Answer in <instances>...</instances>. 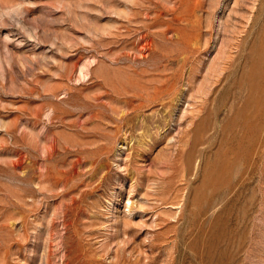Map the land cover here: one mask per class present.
Instances as JSON below:
<instances>
[{
	"label": "rangeland",
	"instance_id": "rangeland-1",
	"mask_svg": "<svg viewBox=\"0 0 264 264\" xmlns=\"http://www.w3.org/2000/svg\"><path fill=\"white\" fill-rule=\"evenodd\" d=\"M0 264H264V0H0Z\"/></svg>",
	"mask_w": 264,
	"mask_h": 264
},
{
	"label": "bare ground",
	"instance_id": "bare-ground-1",
	"mask_svg": "<svg viewBox=\"0 0 264 264\" xmlns=\"http://www.w3.org/2000/svg\"><path fill=\"white\" fill-rule=\"evenodd\" d=\"M256 82H257V81H256ZM254 83H255V82H254ZM256 84H257V83H256ZM252 86H253V85H252ZM252 86H251V87H252ZM157 89L159 90V88H157ZM160 90H161V89H160ZM160 90H159V91H160ZM217 108L219 109V107H217ZM262 108H263V107H262ZM262 111H263V110H262ZM222 166H223V165H222ZM222 168H223V167H222ZM220 173H221V172H220ZM243 173H244V172H243ZM238 176H239V175H238ZM238 176H237V177H238ZM241 177H242V176H241ZM222 178H223V176H222ZM217 179H218V178H217ZM219 179H221V178H219ZM221 180H223V179H221ZM215 181H216V180H215ZM233 181H236V180H233ZM219 182H220V181H219ZM224 182H225V181H224ZM215 183H216V182H215ZM221 183H223V182H221ZM232 185H235V184L232 183ZM227 186H228V185H227ZM233 187H235V186H233ZM222 188H223V187H222ZM230 189H231V187H230ZM233 190H234V189H233ZM233 190H232V191L230 190V191L233 192ZM212 191H213V190H212ZM219 191H220V192H223V191H221V190H219ZM223 193H224V192H223ZM225 193H226V192H225ZM220 194H221V193H220ZM214 195H215V194H214ZM216 196H217V194H216ZM219 197H220V196H219ZM214 198H215V197H214ZM213 200H214V199H213ZM215 200H216V199H215ZM209 210H210V209H209Z\"/></svg>",
	"mask_w": 264,
	"mask_h": 264
}]
</instances>
